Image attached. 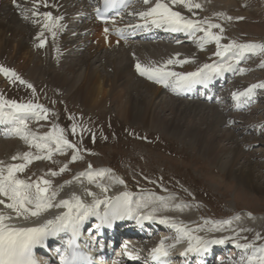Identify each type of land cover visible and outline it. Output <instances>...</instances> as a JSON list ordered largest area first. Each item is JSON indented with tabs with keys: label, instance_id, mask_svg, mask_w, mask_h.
I'll list each match as a JSON object with an SVG mask.
<instances>
[{
	"label": "rangeland",
	"instance_id": "rangeland-1",
	"mask_svg": "<svg viewBox=\"0 0 264 264\" xmlns=\"http://www.w3.org/2000/svg\"><path fill=\"white\" fill-rule=\"evenodd\" d=\"M210 1L213 0L200 2L201 14H205L212 24L220 25V28H214V32L222 37L221 45L232 42L264 44V0H214L216 3ZM77 25L79 24L73 23V26ZM37 50L40 52L39 56L43 57L44 51L41 48ZM215 51L216 44L212 53ZM214 57L216 56L211 57L212 61ZM242 60L240 67L245 71L227 86L222 96L233 94L241 83H264V68L259 66L264 60V54L245 53ZM94 64L95 69H102L100 63ZM0 66L14 71L26 84L32 85V88H28L19 82L10 83L8 78L0 73V95L4 99L18 103L31 101L48 109L47 119L30 118L33 123L29 122L32 128L27 126L28 131L43 136L56 124L65 129V135L71 142L81 146L80 158L75 162H70L73 150L67 149L63 153H54L50 160L39 159L28 163L23 172L17 173L19 179L28 182L41 178L49 180L50 191H56L61 183H66L76 174L85 172L89 165L93 171L110 170L100 179V183L111 174L122 180L125 185L122 184L133 193L134 202L139 200L147 203L146 207L136 208L137 211L159 213L165 206L155 197H164L167 198L169 206L171 204L173 209H179L180 213L176 215L172 211L173 214H169L167 211L164 214L159 213L160 218H167L203 238L225 239L231 245L246 242L264 245V88L256 94L253 109L238 115L233 123H228L229 119L222 108L227 105L207 106L200 103L201 113L197 111L199 116L189 115L195 125L200 124L199 117L202 122L217 118L220 123L217 135L220 137L227 134L229 138H234L230 142L220 140L221 147L229 148L236 143L241 144L244 156L229 174L226 167L213 163L205 150L199 147L196 135L186 136L187 125L183 127L184 130L181 129L179 135L164 128L126 120L120 115L119 106L114 104L105 105L103 109L93 112L83 104L71 101L64 90L49 85L44 76L29 77L26 73L17 71L15 64L4 59L0 60ZM249 77L251 81H248ZM167 95L162 93L160 98L168 101L169 94ZM171 99L178 103L175 98ZM179 101L184 105L190 102ZM163 116L170 118L172 115L166 112ZM74 123L88 131L81 134L78 129L73 135L71 126ZM258 123L262 128L260 131L253 129ZM202 128L204 129L205 125ZM24 143L26 142L23 139L0 140V160L4 159L7 164H21L24 163L22 159L13 160L12 157L29 151L34 155H44L34 146L30 147ZM246 161L253 165L254 177L250 183L243 181L239 172ZM64 165H67V169L63 173L56 176L49 174L50 170L58 172ZM152 200L155 206L159 207L158 210L148 206ZM251 217L253 219H248ZM257 234L260 235V240H256ZM244 254L242 250L228 260H213L212 264H235Z\"/></svg>",
	"mask_w": 264,
	"mask_h": 264
},
{
	"label": "bare ground",
	"instance_id": "bare-ground-1",
	"mask_svg": "<svg viewBox=\"0 0 264 264\" xmlns=\"http://www.w3.org/2000/svg\"><path fill=\"white\" fill-rule=\"evenodd\" d=\"M201 1L204 0H194L198 4ZM210 2L214 3L215 1ZM47 3L48 7L40 5L39 11H47L53 17L60 18L58 24L61 27L53 29L56 33L55 37L47 29L42 27V17L36 18L40 20V23H33V17L31 15V10L33 9L32 0H15V3L13 0H0V60H8L15 64L17 71L26 73L29 77H46L49 85L64 90L71 101L79 102L93 112L103 109L105 105L114 104L117 107L119 106L121 113L119 114L126 120L141 122L144 125L156 128H164L177 132L178 134L187 125L186 136L189 137L191 135L194 137L196 135L199 147L205 150L206 155L209 156L212 162L226 167V171L231 174L233 167L243 158L244 151L240 147L241 144L239 145L238 143L229 148H223L219 145L222 139L227 142L234 139L233 137L229 138L227 134L221 135L220 137L217 135L219 132L217 130L220 128L219 120L212 118L209 121H206V119L202 122L201 117H199L200 124H193L194 121L192 122L193 119L191 120L189 115H198L197 111L202 106L200 103L189 102L187 105H184L179 100H176L178 103H174L171 97H169L168 101H163L160 95L167 93L166 91H163L159 85L150 82L146 77L142 76L143 81L133 73L134 69L136 70L135 65L137 62L144 66H159L172 58L189 60L190 62L183 65L172 64L167 66L169 70L176 72H182L185 69L190 70L188 72L196 71L204 64H211L213 62H210V60L214 55L212 49L215 44H205L203 49H201L197 43V38L202 35L198 33L195 36H189L188 41H190V44L187 48L181 49L174 47L176 52L170 50L167 44L133 45L120 42L117 40L115 34L111 32V26L99 25L92 20L89 2L87 0H47ZM182 7V5H175L173 9L181 12L186 18L204 20V16L201 14V7L199 9L193 8L191 11ZM147 9L141 8L135 10L133 13L134 15H138L137 13ZM196 14H199V17H196ZM82 18L84 20L88 19V21L84 22L82 24L83 26L76 32L70 21L74 19L80 21ZM148 22L150 23V21ZM113 24L120 25L121 23L116 19ZM35 26L36 29H34ZM105 28L109 30L107 33L104 31ZM40 33H43L42 37H40ZM41 38L45 40L44 47H38ZM170 44L177 46L175 43ZM37 48H41L44 51L43 57L39 56L40 52ZM96 62L100 63L101 70L94 68V63ZM202 63L203 65L201 66L200 64ZM248 81H251L250 77ZM250 85L241 83L235 89L234 93L244 92ZM166 112H169L172 116L165 118L163 114H166ZM200 113L201 111H199ZM236 117L237 115H231L229 118L235 119ZM29 122L33 123V121ZM29 122H27V125H30L32 128ZM204 125L205 128L203 129L202 126ZM256 126L259 127L260 123L256 124ZM13 136L17 140L21 139L16 134ZM247 143L248 141H246ZM1 145L3 146V144ZM0 161L4 165H8L4 159ZM245 163L239 169V172L241 173L242 180L250 183L254 177L253 165L248 161ZM79 174L72 177L70 180L71 183L60 184L63 187L59 186L56 190L58 191V195L54 203L61 199H70L72 194L75 193L85 204H90L93 197L88 196L85 189L95 193L101 199L104 195L115 197L126 191L122 183L119 185L114 179L109 178L110 176L117 178L114 174L107 176L103 180L104 182H101L102 185L108 187L109 190L107 193H102L101 189L96 187L94 183H89L86 176H79ZM78 176L79 179H75ZM0 199L4 198L0 197ZM154 203L152 200L148 206L153 210H158L159 207H156ZM2 209L3 205H0V210ZM101 209H103V206H101ZM5 211L10 212V210ZM63 211L65 209L52 208L41 214L39 218H31L28 220H24L23 218L15 219L11 223L17 227H32ZM167 211L169 214H173L172 211L176 215L180 213L179 209H173L172 205L170 204L169 206L168 202H166L164 209L159 210V213L164 214ZM144 213L151 214L152 216L157 214L155 217H159L158 211H153L154 214L145 211ZM11 214L14 215V213ZM248 214L253 216L249 212ZM248 219H253V217ZM174 230L176 229L174 228ZM192 235L198 236L194 233ZM175 238L176 236L172 238L173 242H177ZM177 243L181 248L188 245L187 239H182Z\"/></svg>",
	"mask_w": 264,
	"mask_h": 264
},
{
	"label": "snow or ice",
	"instance_id": "snow-or-ice-1",
	"mask_svg": "<svg viewBox=\"0 0 264 264\" xmlns=\"http://www.w3.org/2000/svg\"><path fill=\"white\" fill-rule=\"evenodd\" d=\"M15 3V0H13ZM144 4H148L149 0H143ZM33 9L31 15L33 23H40L37 17L43 18L42 27L47 29L53 37L56 33L54 28L61 27L58 24L59 17H53L50 12H40L39 6L48 7L47 0H32ZM102 9H96L97 19L107 21L109 17L105 15L118 6H126V0H102ZM182 5L188 11L193 8L199 9L200 4L195 3L194 0H156L153 7L145 11L137 13L141 18L156 27H166L173 32H186L190 36H195L196 33L203 35L197 38V43L201 49L205 44L215 42L216 51L215 56L219 57L221 62L212 64H204L193 72H176L168 69V65L178 64L183 65L189 63V60H178L175 58L169 59L164 64L144 66L139 62L136 63V71L149 80L162 84L164 87L171 88L173 91L190 90L197 84H203L205 87L211 81L214 75H220L223 72L236 70V63H238L245 55V53L264 54V44L261 43H245L236 44L235 42L227 45H221L222 37L213 32L212 29L220 28L218 24H212L208 20H193L186 18L179 11H175L173 6ZM117 11L115 15H119ZM27 18V17H25ZM230 19V18H229ZM115 22L113 18V23ZM105 33L109 30L104 29ZM120 29H116V34H121ZM222 32L223 29L221 28ZM40 37L43 33L39 34ZM45 40L40 39L38 47H44ZM260 67L264 68V60L260 62ZM244 69H239L243 73ZM0 73L8 78L10 83L19 82L32 88L31 84L21 79L14 71L0 66ZM257 88H264V83H257L250 85L244 92L233 93L232 99L240 101L241 97H250L253 90ZM35 117L37 120L48 118V109L43 105L34 102L18 103L14 100H6L0 95V122H8L14 125L12 131L30 146H34L38 152H43L44 155H34L32 152H24L21 156H13V160L22 159L24 163L4 165L0 161V205L3 209L0 210V264H39L35 256L34 250L45 247V242L49 237H59L63 239L61 234H66L68 239L65 241L63 249H57L59 254L60 264H92V258L84 251L88 244L80 245L77 243V238L80 231L85 226V222L89 217H96L102 224L107 223L109 226L112 220L132 218L133 203L136 208L146 207L147 203L143 201H133L132 194L125 191L115 197L104 195L103 198H98L95 193L85 189L88 196L93 197L90 204H85L79 196L72 194L70 199H61L56 201L58 191H50L51 181L39 179L37 181L28 182L19 179L17 173L23 172L26 165L33 160L45 159L50 160L54 153H63L67 149H72L73 154L70 162H75L80 158L79 153L81 146L78 143L71 142L65 135V129L60 128L59 125L53 124L51 130L43 136H37L27 129L26 120ZM74 119L73 117H69ZM80 130L81 134L88 131L86 128H81L78 124H72L71 133L75 135ZM67 169L64 165L59 171H51L50 175L56 176L63 173ZM110 170H92L89 165L85 172L79 176H86L89 183H94L96 187L101 189L102 193L108 192V187L100 183ZM75 177V179H79ZM114 179L117 183H123L119 178L109 177ZM66 183H71L67 181ZM60 187H63L62 185ZM160 201L161 205L166 206V199L164 197H155ZM103 206V212L100 211ZM52 208L65 209L58 215L52 218L45 219L42 223L32 227H17L11 221L15 219L28 220L31 218H39L41 214L47 212ZM5 210H10L5 211ZM11 213H14L12 215ZM143 219H153L149 214L141 217ZM139 219V218H138ZM161 224H168L167 218L159 220ZM228 223V221H225ZM98 224L95 227L99 228ZM177 231L176 241L187 239L188 247L181 255L187 253L207 252L209 244H223L225 239L204 240L199 236H193L192 230L178 226L173 223L171 225ZM87 231L91 232L89 227ZM259 234L256 240H260ZM174 244H166L161 240L159 244L150 252V257L153 261H159V264H168L169 249L174 247ZM237 249L244 250L245 254L241 255L240 259L235 264H264V245H256L254 243H236ZM127 248V245H125ZM250 254H248V251ZM125 256L131 260L139 259L133 256L130 252L125 251Z\"/></svg>",
	"mask_w": 264,
	"mask_h": 264
}]
</instances>
